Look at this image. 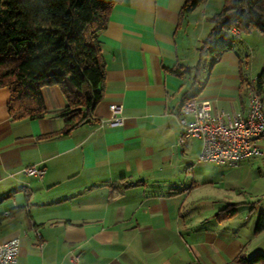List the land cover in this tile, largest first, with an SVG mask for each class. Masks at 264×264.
<instances>
[{
    "label": "crops",
    "instance_id": "crops-1",
    "mask_svg": "<svg viewBox=\"0 0 264 264\" xmlns=\"http://www.w3.org/2000/svg\"><path fill=\"white\" fill-rule=\"evenodd\" d=\"M186 1L115 3L99 34L103 97L67 133L58 85L41 89L45 116L13 118L10 89L0 84V241L19 237L17 264H247L240 257L264 255V229L256 230L264 137L262 152L237 165L199 163L202 141L179 143L177 118L189 96L246 110L264 68V33L229 30L233 47L212 63L201 46L219 11L209 6L220 4L185 12ZM179 65L190 71L175 72ZM114 117L123 122H101ZM29 165L45 174L28 175ZM231 203L237 212L219 217Z\"/></svg>",
    "mask_w": 264,
    "mask_h": 264
},
{
    "label": "trees",
    "instance_id": "trees-1",
    "mask_svg": "<svg viewBox=\"0 0 264 264\" xmlns=\"http://www.w3.org/2000/svg\"><path fill=\"white\" fill-rule=\"evenodd\" d=\"M119 0H0V84L10 89L8 109L13 118L45 116L42 87L58 85L66 98L56 112L64 118L63 133L86 120L104 94L105 66L99 41L111 9ZM204 0H187L183 11L194 10ZM213 27L201 49L213 55L212 63L233 47L224 36L235 26L239 32L256 28L264 33V0H225L211 16ZM175 72H189L177 66ZM264 68L257 77L260 90ZM237 204H227L221 218L237 212ZM3 216H0V223ZM264 229V211L256 230ZM247 264L264 261L255 253Z\"/></svg>",
    "mask_w": 264,
    "mask_h": 264
},
{
    "label": "built area",
    "instance_id": "built-area-1",
    "mask_svg": "<svg viewBox=\"0 0 264 264\" xmlns=\"http://www.w3.org/2000/svg\"><path fill=\"white\" fill-rule=\"evenodd\" d=\"M231 30L238 34L233 26ZM264 97L256 87V82L248 91L246 110L223 111L215 108L211 99L201 96H189L182 102L177 118L181 126L178 136L179 143L188 138H199L202 146L196 156L199 163L216 162L237 165L249 155L260 154L258 141L264 137ZM113 111L119 110V105H111ZM102 124L118 125L123 122L121 117H114ZM46 168L39 165H29L24 168L28 175L42 177ZM20 252V239L13 236L0 241V264H17ZM72 260H78L77 255ZM188 264H198L191 262Z\"/></svg>",
    "mask_w": 264,
    "mask_h": 264
},
{
    "label": "rangeland",
    "instance_id": "rangeland-1",
    "mask_svg": "<svg viewBox=\"0 0 264 264\" xmlns=\"http://www.w3.org/2000/svg\"><path fill=\"white\" fill-rule=\"evenodd\" d=\"M210 1V3L212 4V3H216V2H218L220 5H218V7H213L212 5L211 6H209L210 8L209 9H215V8H219V10H221L222 8H223V6H224V1L225 0H209ZM217 4V3H216ZM213 9V10H214ZM242 32V31H241ZM248 32V31H247ZM244 33H246V32H242V34H244ZM224 36H226L228 39H230V40H232V41H234V40H236V38H232L231 36H230V34H228V33H224ZM262 71V69H260V72ZM208 165H206V167H207ZM211 166V165H210ZM210 166H208V167H210Z\"/></svg>",
    "mask_w": 264,
    "mask_h": 264
}]
</instances>
